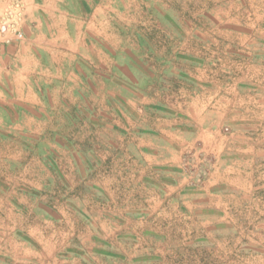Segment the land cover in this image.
<instances>
[{
	"label": "rangeland",
	"instance_id": "1",
	"mask_svg": "<svg viewBox=\"0 0 264 264\" xmlns=\"http://www.w3.org/2000/svg\"><path fill=\"white\" fill-rule=\"evenodd\" d=\"M91 3L99 11L78 21L77 37L102 41V68L92 60L91 70L57 75L45 101L24 113L26 125L0 126V245L21 234L44 264H58L70 246L74 264H245L239 238L201 244L211 226L180 220L172 208L164 214L167 180L127 153L118 130L129 134L153 110L226 118L228 109L193 104L232 97L251 51L244 26L260 22L249 13L264 0ZM183 167L188 185H200L195 160Z\"/></svg>",
	"mask_w": 264,
	"mask_h": 264
},
{
	"label": "crops",
	"instance_id": "2",
	"mask_svg": "<svg viewBox=\"0 0 264 264\" xmlns=\"http://www.w3.org/2000/svg\"><path fill=\"white\" fill-rule=\"evenodd\" d=\"M91 2L0 0V126L26 125L24 113L45 101L50 88L59 83L57 75L69 77L70 70L74 75L80 66L91 70L86 61L92 60L102 68V41L89 32L83 39L77 37L85 28L78 27V21L99 11ZM249 15L260 22L244 26L251 51L244 56L243 80L234 82L233 95L226 101L193 104L201 109H228L226 118L214 111L182 115L153 110L146 120L138 117L129 134L117 130L130 140L127 153L167 180L158 186L164 193L159 204L164 205L165 215L172 208L180 220L195 219L211 226L200 231L201 244L208 245L209 236L211 245L220 238H239L237 250L250 258L244 263L264 264V7ZM185 158L194 159L196 172L203 174L196 187L188 185ZM142 181L157 188L149 176ZM22 237L13 234L7 245L4 240L0 264H44L37 246ZM67 250L62 260L57 253L58 264H74L75 248Z\"/></svg>",
	"mask_w": 264,
	"mask_h": 264
}]
</instances>
